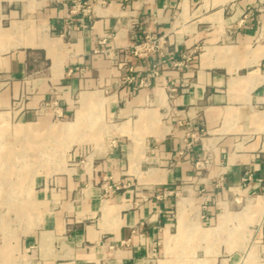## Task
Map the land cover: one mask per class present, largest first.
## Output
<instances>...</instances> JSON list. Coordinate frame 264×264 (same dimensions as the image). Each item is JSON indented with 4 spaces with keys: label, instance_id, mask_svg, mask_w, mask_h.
<instances>
[{
    "label": "crops",
    "instance_id": "crops-1",
    "mask_svg": "<svg viewBox=\"0 0 264 264\" xmlns=\"http://www.w3.org/2000/svg\"><path fill=\"white\" fill-rule=\"evenodd\" d=\"M259 1L0 0V134L32 137L37 153L42 134L61 137L64 153L59 168L0 177V216L26 220L0 226V264H176L167 253L186 234L216 243L237 214L264 247V208L234 210L264 198ZM148 32L171 54L157 76L156 55L125 61L128 82L117 63ZM190 48L193 64L175 67ZM54 101L63 117L42 110ZM11 150L0 169L24 168Z\"/></svg>",
    "mask_w": 264,
    "mask_h": 264
},
{
    "label": "rangeland",
    "instance_id": "rangeland-1",
    "mask_svg": "<svg viewBox=\"0 0 264 264\" xmlns=\"http://www.w3.org/2000/svg\"><path fill=\"white\" fill-rule=\"evenodd\" d=\"M256 8H264V0H260L256 5ZM188 50L193 52V58L191 61V64H193L194 57L198 54V49L190 48ZM54 106L43 105L42 110L44 112H51V110L55 112ZM63 116L64 113L59 117ZM40 140L42 141L40 153H37L32 150L34 143L32 137L22 138L13 135L2 136L0 134V146H5L6 144V146H10L13 150H11L8 154V159L12 161H19L25 165L24 168L20 169L1 168L0 177L2 176L4 178V175L2 174L6 173V177L16 179L18 173L21 174L24 172L27 179V176L34 170L37 173L39 171L44 173L52 170L49 168V164L51 166H60L64 162V153L61 151L63 148L62 138L42 134ZM2 156L3 154L0 153V161L2 160ZM209 162V158L201 159L199 161V166L204 168ZM32 163H37L41 167L33 170V168L28 167L29 165H32ZM194 191L198 195L204 192L203 190H199L197 188ZM178 196H181L180 192L177 193V197ZM262 201L264 203V198L262 197H256L254 200L249 201L239 198L234 201V210L238 213L245 204L247 205L244 207V212H250L254 206L264 208V205L261 206L259 204ZM203 205L206 206L207 203H204ZM177 218L178 230H180L183 225L182 214L180 216L178 214ZM261 218L262 216H258L256 221L260 223ZM220 220L222 221V226L220 231H218L215 235V237H217L216 243L212 244V237L214 238V235H202V233L196 234V232L188 233L185 235V239L188 241V243L185 244V247L170 248L167 253L169 260L174 261L176 264H211L212 262L213 264H263L264 247L262 246V238L258 236L257 227L254 225L255 222L249 221L247 216L245 217L243 214L220 218ZM25 221L26 220L22 217L0 216V226L8 225L14 227L15 229H22ZM202 227L207 228L209 225L207 223L202 224ZM177 235L179 234L174 236ZM199 241L201 243H198ZM196 244H200V246L197 245V247Z\"/></svg>",
    "mask_w": 264,
    "mask_h": 264
},
{
    "label": "built area",
    "instance_id": "built-area-1",
    "mask_svg": "<svg viewBox=\"0 0 264 264\" xmlns=\"http://www.w3.org/2000/svg\"><path fill=\"white\" fill-rule=\"evenodd\" d=\"M80 6L81 5L78 2L74 4V7L76 9H78ZM95 51H97V49ZM192 53L193 52L191 50L185 51L184 53H182L181 58L179 60L173 61V65L175 67L190 66L193 58ZM167 54H171V51L168 46L166 35H157L153 32H148L144 35L142 39L132 43L129 48L124 51L123 59L117 63V66L120 70H126L128 72V75L125 76L124 80L131 82L133 80V76H131L130 73L133 71V67L132 65H125L124 62L130 61L131 58L140 59L156 55L158 58V63L152 67L150 73L153 76H157L159 74V65L163 62ZM56 104V101L52 103H44V105L50 106ZM55 112L58 116L62 114L60 108L57 109ZM188 136L193 137L192 135L187 133V137ZM186 144L187 146H189L191 143L189 141H186ZM198 164L200 163L198 162ZM243 180H245V178Z\"/></svg>",
    "mask_w": 264,
    "mask_h": 264
},
{
    "label": "bare ground",
    "instance_id": "bare-ground-1",
    "mask_svg": "<svg viewBox=\"0 0 264 264\" xmlns=\"http://www.w3.org/2000/svg\"><path fill=\"white\" fill-rule=\"evenodd\" d=\"M186 201L187 199L184 198V197H181L179 200H178V207H179V216L182 214V211L184 209V206L186 204ZM261 206L264 205L263 201L259 203Z\"/></svg>",
    "mask_w": 264,
    "mask_h": 264
}]
</instances>
